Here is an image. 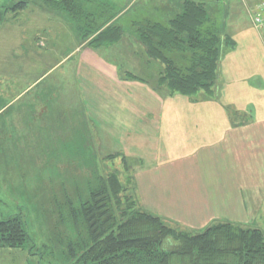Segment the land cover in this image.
I'll use <instances>...</instances> for the list:
<instances>
[{"label":"rangeland","instance_id":"rangeland-1","mask_svg":"<svg viewBox=\"0 0 264 264\" xmlns=\"http://www.w3.org/2000/svg\"><path fill=\"white\" fill-rule=\"evenodd\" d=\"M5 1L0 0V5ZM79 1L80 7L90 15L80 21L36 3L17 15L8 14L0 24V221L21 214L30 238L22 248L0 249V264H81L77 262L78 255L71 254L70 246H80L88 235L82 216L75 212L89 200L101 179L108 176H117L125 194L138 208L145 209L137 182L140 175L137 167L142 163L138 160L133 164L123 155L106 156L102 146L99 148L98 141L93 139L91 115L97 93L84 91L75 63L81 56L79 50L94 47L87 43L94 30L111 21L122 30L123 41L135 37L144 51L133 25L169 21L181 12L186 0ZM193 1L206 7L209 19L222 32H227V25L233 21L234 33L250 30L254 36L252 17L260 13L264 16V0H253L251 4L250 0ZM262 39L264 53V35ZM224 42L231 50L236 45L240 51L249 50V45L253 47L250 40L240 45L222 38V47ZM120 46L123 53H118L115 61L120 70L125 75L134 73L152 80L153 70L143 72L139 67L143 64L131 55L135 44L131 41ZM65 57H70L67 63H63ZM135 61L139 66H133ZM157 67L161 69L160 65ZM113 97L120 98L115 94ZM19 99H34L38 104L37 116L44 131L35 141V154H16L13 114L17 107L11 102ZM8 103L11 105L4 107ZM240 111L227 108L231 120L241 122L248 131L255 125L253 113L249 109ZM259 127L257 130H264V126ZM46 131H64L63 135L69 136L68 155L62 150H55L59 155L49 154L50 144L57 147L62 141L44 139ZM108 151L113 153V149Z\"/></svg>","mask_w":264,"mask_h":264},{"label":"crops","instance_id":"crops-1","mask_svg":"<svg viewBox=\"0 0 264 264\" xmlns=\"http://www.w3.org/2000/svg\"><path fill=\"white\" fill-rule=\"evenodd\" d=\"M109 25L113 21L105 27ZM227 27V32H221L224 40L230 38L240 45L251 42L253 47L240 51L236 45L231 50L224 42L216 98L201 94L189 100L160 92V69L149 62L135 37L131 39L136 46L131 55L143 65L135 61L133 66L143 72L153 70L152 80L132 72L133 77H129L120 70L115 62L118 53H123L120 45L131 42L123 38L110 46L82 48L75 67H79L84 91L97 93L91 115L93 139L99 148L102 146L106 156L123 155L133 164L138 160L142 163L137 167V182L145 211L193 232L225 222L264 235V130H257L258 125L260 129L264 126V28H255L253 36L250 30L234 33L233 21ZM69 59L65 57L63 63ZM11 103L17 107L13 114L16 154H35V141L44 131L37 116L38 104L34 99ZM227 108L249 109L254 127L247 131L241 122H233ZM66 131L70 135L68 127ZM63 133H44V139L62 141L57 147L50 144L49 154L59 155L55 150L69 154L71 143Z\"/></svg>","mask_w":264,"mask_h":264},{"label":"trees","instance_id":"trees-1","mask_svg":"<svg viewBox=\"0 0 264 264\" xmlns=\"http://www.w3.org/2000/svg\"><path fill=\"white\" fill-rule=\"evenodd\" d=\"M36 3L76 21L88 16L79 0H6L0 5V24L8 14L17 15ZM134 28L146 58L161 67L160 92L189 100L201 94L216 98L222 31L202 3L186 0L166 24L143 21ZM121 35L120 27L102 26L88 44L110 46ZM76 213L88 235L80 246H70L81 264H264V235L259 230L225 222L212 223L200 232L180 228L138 208L115 175L101 179ZM29 241L21 214L0 221V249H19Z\"/></svg>","mask_w":264,"mask_h":264},{"label":"built area","instance_id":"built-area-1","mask_svg":"<svg viewBox=\"0 0 264 264\" xmlns=\"http://www.w3.org/2000/svg\"><path fill=\"white\" fill-rule=\"evenodd\" d=\"M252 24L254 25L256 29L264 28V16L261 13L255 14L252 17Z\"/></svg>","mask_w":264,"mask_h":264}]
</instances>
